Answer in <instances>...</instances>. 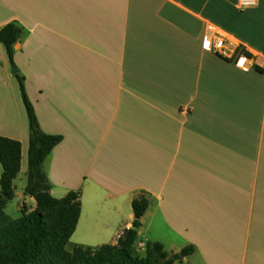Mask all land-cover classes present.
<instances>
[{
	"label": "crops",
	"instance_id": "crops-1",
	"mask_svg": "<svg viewBox=\"0 0 264 264\" xmlns=\"http://www.w3.org/2000/svg\"><path fill=\"white\" fill-rule=\"evenodd\" d=\"M9 23L39 130L61 136L43 163L50 194L81 193L67 244H114L144 196L138 236L192 247L180 264H264V0H0ZM211 33L227 57L203 46ZM12 64L0 44V136L26 174Z\"/></svg>",
	"mask_w": 264,
	"mask_h": 264
},
{
	"label": "trees",
	"instance_id": "trees-1",
	"mask_svg": "<svg viewBox=\"0 0 264 264\" xmlns=\"http://www.w3.org/2000/svg\"><path fill=\"white\" fill-rule=\"evenodd\" d=\"M21 33L15 23L0 29V44L10 64L13 63V45ZM239 54L251 59V55L243 50H239ZM252 68L264 74L261 67L253 65ZM15 77L29 129L23 195L33 199L35 207L29 210L23 203L17 219H11L4 212L7 202L14 197L13 181L20 170L21 145L16 140L0 136V264H174L190 255L192 247L169 254L159 242L142 244L137 230L131 228L122 230L114 244L96 248L74 246L70 252L66 250L79 219L81 193L70 191L60 199L51 196L43 163L60 143L61 136L47 135L39 130L25 91L24 77L19 74ZM148 205L144 196L131 201L132 227L139 228L140 218Z\"/></svg>",
	"mask_w": 264,
	"mask_h": 264
},
{
	"label": "rangeland",
	"instance_id": "rangeland-1",
	"mask_svg": "<svg viewBox=\"0 0 264 264\" xmlns=\"http://www.w3.org/2000/svg\"><path fill=\"white\" fill-rule=\"evenodd\" d=\"M242 56L239 54V50L236 51L235 58ZM26 185V174H25V166L23 168V171L19 173L16 178L13 181V189H14V197L9 202H7L4 212L7 216H9L11 219H17L20 216L19 209L21 208V205L24 203V196H23V189ZM25 207L27 209L31 208V206H34V202H25ZM139 240L142 244H144L145 237L143 234H139L138 236ZM165 251H167V247H164ZM66 250L70 252L72 250V244L66 245ZM175 264H180L179 262H176ZM182 264H186L185 262Z\"/></svg>",
	"mask_w": 264,
	"mask_h": 264
},
{
	"label": "built area",
	"instance_id": "built-area-1",
	"mask_svg": "<svg viewBox=\"0 0 264 264\" xmlns=\"http://www.w3.org/2000/svg\"><path fill=\"white\" fill-rule=\"evenodd\" d=\"M254 0H238L239 7H247L253 5ZM203 46L206 49L213 50L222 57H227V48L224 45V40L216 33L207 34L203 37Z\"/></svg>",
	"mask_w": 264,
	"mask_h": 264
},
{
	"label": "water",
	"instance_id": "water-1",
	"mask_svg": "<svg viewBox=\"0 0 264 264\" xmlns=\"http://www.w3.org/2000/svg\"><path fill=\"white\" fill-rule=\"evenodd\" d=\"M11 74L12 75H16V74H18V72H19V70L12 64L11 65ZM131 229L132 230H137V228L136 227H131Z\"/></svg>",
	"mask_w": 264,
	"mask_h": 264
}]
</instances>
